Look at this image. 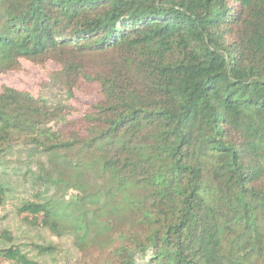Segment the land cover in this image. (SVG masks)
Instances as JSON below:
<instances>
[{
  "label": "trees",
  "instance_id": "trees-1",
  "mask_svg": "<svg viewBox=\"0 0 264 264\" xmlns=\"http://www.w3.org/2000/svg\"><path fill=\"white\" fill-rule=\"evenodd\" d=\"M23 62L59 93L0 85V264H264V0H0Z\"/></svg>",
  "mask_w": 264,
  "mask_h": 264
},
{
  "label": "rangeland",
  "instance_id": "rangeland-1",
  "mask_svg": "<svg viewBox=\"0 0 264 264\" xmlns=\"http://www.w3.org/2000/svg\"><path fill=\"white\" fill-rule=\"evenodd\" d=\"M57 66L52 62H48L45 65H35L29 62H23L22 69L19 71H11L6 74L0 75V85L6 84L18 89H23L31 92L34 95H46L49 93L58 94L56 91L49 89L50 74L56 70ZM96 100L94 94H90L87 91L76 90L73 97L69 102L77 110L78 113L84 112L87 107ZM23 152H15L11 156V160L18 161ZM12 183V178H11ZM17 198L9 197L3 204L0 205V230L4 227L11 228L15 232H19V223L14 217L13 205L16 204ZM26 232V230H25ZM22 233V232H21ZM20 233V234H21ZM30 236L37 237L35 232H30ZM37 235H41L43 238L49 239L46 232H38ZM49 264V263H48Z\"/></svg>",
  "mask_w": 264,
  "mask_h": 264
}]
</instances>
